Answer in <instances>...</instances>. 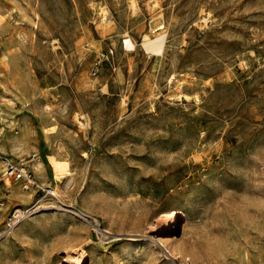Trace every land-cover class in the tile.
Returning <instances> with one entry per match:
<instances>
[{
  "label": "rangeland",
  "instance_id": "374dc122",
  "mask_svg": "<svg viewBox=\"0 0 264 264\" xmlns=\"http://www.w3.org/2000/svg\"><path fill=\"white\" fill-rule=\"evenodd\" d=\"M0 86V264H264V0H0Z\"/></svg>",
  "mask_w": 264,
  "mask_h": 264
},
{
  "label": "bare ground",
  "instance_id": "6f19581e",
  "mask_svg": "<svg viewBox=\"0 0 264 264\" xmlns=\"http://www.w3.org/2000/svg\"><path fill=\"white\" fill-rule=\"evenodd\" d=\"M16 1V0H15ZM14 2V1H13ZM21 2V1H20ZM18 3V2H17ZM16 4V3H15ZM12 7V6H11ZM102 7V6H101ZM11 9V8H10ZM10 9H8V10H10ZM101 10L103 11V15L105 16L106 15V10L104 9V8H101ZM15 12V11H14ZM13 13V12H12ZM11 14V13H10ZM102 15V14H101ZM107 16V15H106ZM161 27V26H160ZM163 34L162 33H159L158 35H156L155 36V38L153 39V40H151L150 38H147V39H145L144 41H143V44L145 45V47H147V48H152V49H154V50H157V51H162V45H163ZM7 42V41H6ZM13 45V44H12ZM125 45H126V47H133L134 45H133V43H132V41L130 40V38H127V39H125ZM6 46V45H5ZM8 46V45H7ZM10 47V46H9ZM12 47V46H11ZM12 49V48H11ZM10 49V50H11ZM17 49V48H16ZM10 56V55H9ZM8 56V57H9ZM14 57V56H13ZM3 58V57H2ZM7 58V57H6ZM8 60H6V62H7ZM10 62V61H9ZM13 65V64H12ZM10 67H12V66H10ZM13 69V68H12ZM8 70H10V68L8 69ZM10 75V74H9ZM14 77V76H13ZM7 79V78H6ZM1 87V86H0ZM2 88V90H3V87H1ZM5 91V90H4ZM21 91V90H20ZM15 94V93H14ZM23 95V94H22ZM19 96V95H18ZM4 99L3 100H1L2 102H3V105L5 106V105H12L13 103H14V101L11 99V98H7V97H5V96H2ZM26 97V96H25ZM19 98H20V96H19ZM15 100H16V98H15ZM20 101V100H19ZM17 102V101H16ZM22 102V101H21ZM25 102V101H24ZM24 107H25V105H24ZM0 118L5 122V123H7L6 125H9V126H11L12 124H13V121L12 120H10L9 119V117H8V115L3 111V107H1L0 106ZM2 126V125H1ZM4 126V125H3ZM21 127V126H20ZM25 128V127H24ZM5 129V128H4ZM4 129L1 131V134H2V132L4 131ZM46 130H52L51 129V127H47L46 128ZM27 131V130H26ZM25 131V132H26ZM16 132V131H15ZM14 132V133H15ZM9 133V132H8ZM24 134V133H23ZM31 134V133H30ZM33 134V133H32ZM4 135V134H3ZM11 135V134H10ZM6 136V135H5ZM4 136V137H5ZM9 137V136H8ZM23 137H24V135L22 136V138H20L21 139V141H22V143L24 142V139H23ZM28 137H30V136H28ZM7 138V137H6ZM9 138H11V140H13V142H14V139H15V137L14 136H12V137H9ZM31 140V139H30ZM34 140V139H33ZM7 141V140H6ZM9 141V140H8ZM20 141V142H21ZM4 142H5V140H4ZM2 143V142H1ZM8 143V142H7ZM16 143V142H15ZM3 145V144H2ZM7 145V144H6ZM9 145V144H8ZM20 145V144H19ZM31 145V144H30ZM4 146V145H3ZM5 147V146H4ZM25 149V148H24ZM28 149H30V147H28ZM34 149V148H33ZM3 150V149H2ZM1 150V151H2ZM8 150V149H7ZM26 150V149H25ZM32 150V149H31ZM36 150V149H35ZM11 152V151H10ZM2 153H4V152H2ZM8 153H9V151H8ZM29 153V152H28ZM36 154V153H35ZM34 154V155H35ZM58 155V154H57ZM38 156V155H37ZM18 157V156H17ZM39 157V156H38ZM53 166H54V169H55V173H56V176H57V178L60 180V183L57 185V190L56 191H58V189H59V185H61V183L63 182V180H64V177H63V174H64V169H63V163H62V160L59 158V157H57L56 155H53ZM36 159H38V158H36ZM29 161V160H28ZM22 163V162H21ZM25 163V162H24ZM30 164V166L31 167H33V169H35V170H39L40 168H41V162H40V160H32V161H30L29 162ZM23 164V163H22ZM42 166H44V165H42ZM22 168H24L25 169V167H22ZM34 172V171H33ZM37 173V172H36ZM42 174H44V173H42ZM40 175V174H39ZM42 180V179H41ZM5 182L3 183V186L6 188V189H9L11 192H14V193H18L19 192V190H18V185H17V183L18 182H13V181H11V180H8V179H5L4 180ZM21 186H22V184H20ZM39 185V184H38ZM3 187V188H4ZM24 187V186H23ZM61 187V186H60ZM51 189V192L54 194V188L52 187V188H50ZM8 193V192H7ZM13 194V193H12ZM179 210V209H178ZM15 212H21V210L20 209H17V210H15ZM85 214V213H84ZM177 216H178V211H176V210H171V211H166V212H160L159 213V215H158V220H161L162 222H164L165 223V225H166V232L168 233H174L175 232V230H176V227H175V224H174V221H175V219L177 218ZM75 246V245H74ZM77 247V246H76ZM68 248H70V247H68ZM73 248V247H72ZM75 248V247H74ZM71 249V248H70ZM80 249V248H79ZM75 253H76V251H75ZM81 255H80V258L78 257L77 259L78 260H80L83 256H82V253H80ZM73 255V254H72ZM85 255V254H84ZM70 257V256H69ZM83 259V258H82ZM66 260H68V259H66ZM65 260V261H66ZM73 260V259H72ZM79 262V261H78ZM77 263V262H76ZM70 264V263H69Z\"/></svg>",
  "mask_w": 264,
  "mask_h": 264
},
{
  "label": "built area",
  "instance_id": "2783aa9c",
  "mask_svg": "<svg viewBox=\"0 0 264 264\" xmlns=\"http://www.w3.org/2000/svg\"><path fill=\"white\" fill-rule=\"evenodd\" d=\"M0 176L5 180L11 181H23L24 188H27L29 185H36L35 179L30 171L13 164L11 161H8L6 158H0ZM44 194H51L50 188H42ZM23 214L21 212H13L10 216V224L15 223Z\"/></svg>",
  "mask_w": 264,
  "mask_h": 264
},
{
  "label": "crops",
  "instance_id": "0c3cea01",
  "mask_svg": "<svg viewBox=\"0 0 264 264\" xmlns=\"http://www.w3.org/2000/svg\"><path fill=\"white\" fill-rule=\"evenodd\" d=\"M46 156H47V154H46Z\"/></svg>",
  "mask_w": 264,
  "mask_h": 264
}]
</instances>
